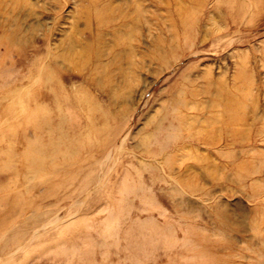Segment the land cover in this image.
<instances>
[{"label":"rangeland","instance_id":"obj_1","mask_svg":"<svg viewBox=\"0 0 264 264\" xmlns=\"http://www.w3.org/2000/svg\"><path fill=\"white\" fill-rule=\"evenodd\" d=\"M8 15L59 56L92 23L103 53L93 83L60 56L50 91L49 58L0 45V264H264V0Z\"/></svg>","mask_w":264,"mask_h":264},{"label":"bare ground","instance_id":"obj_2","mask_svg":"<svg viewBox=\"0 0 264 264\" xmlns=\"http://www.w3.org/2000/svg\"><path fill=\"white\" fill-rule=\"evenodd\" d=\"M76 25L75 29H73L74 35L68 37L69 52L73 49L75 51L74 55L70 56L62 54L63 57L60 56L63 61H66L67 59L70 60L72 57L74 60L78 59V61H80L85 57L86 67H89L88 73L85 75L86 81L93 83L95 78H97L94 77V75L98 73V68L102 62L103 50L95 48L96 41L92 40L94 36L92 33V23H86L84 28H77ZM6 27L7 34L5 35L4 32ZM41 29L42 28L38 27V25L28 28L23 27L16 21L14 16L12 17L11 15H8L6 22L0 21V30L4 33V39L0 38V45L4 46L7 53L13 54L14 52H17L18 55H30L31 52H34L33 55L35 56V61L46 59V57L49 58L47 62L38 64L37 69L40 72L47 74L45 83L48 89L52 91V89H54L53 85H55L52 78V71L54 66L57 65L60 56L57 53H53L52 50L45 46V36L48 35H46L44 31H39ZM86 31L89 33L88 36H84ZM41 54H43V56ZM83 69H85L83 66L77 68L78 71H82ZM50 91H48L49 95H47L49 98L51 97Z\"/></svg>","mask_w":264,"mask_h":264}]
</instances>
